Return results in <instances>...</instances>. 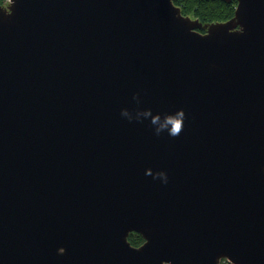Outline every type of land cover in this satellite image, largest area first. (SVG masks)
I'll return each mask as SVG.
<instances>
[{"label":"water","instance_id":"95a60500","mask_svg":"<svg viewBox=\"0 0 264 264\" xmlns=\"http://www.w3.org/2000/svg\"><path fill=\"white\" fill-rule=\"evenodd\" d=\"M223 258L264 264V0L0 4V264Z\"/></svg>","mask_w":264,"mask_h":264},{"label":"trees","instance_id":"16d2710c","mask_svg":"<svg viewBox=\"0 0 264 264\" xmlns=\"http://www.w3.org/2000/svg\"><path fill=\"white\" fill-rule=\"evenodd\" d=\"M184 14L199 17L204 21L227 20L235 13L236 1L226 0H174ZM129 240L134 245L144 242V237L138 232H131ZM229 264H232L229 262Z\"/></svg>","mask_w":264,"mask_h":264},{"label":"clouds","instance_id":"9594fccd","mask_svg":"<svg viewBox=\"0 0 264 264\" xmlns=\"http://www.w3.org/2000/svg\"><path fill=\"white\" fill-rule=\"evenodd\" d=\"M122 115H127L126 111H122ZM145 117H151V123L157 126V134L161 131L167 130L170 136H178L183 129V122L185 119V112L183 109L178 110L175 114L168 115L164 117L163 121L160 120V117L153 116L150 111L144 112ZM146 175L153 176V178H161L164 183H167L168 177L165 172H156L153 173L151 170H146Z\"/></svg>","mask_w":264,"mask_h":264},{"label":"flooded vegetation","instance_id":"af4514ba","mask_svg":"<svg viewBox=\"0 0 264 264\" xmlns=\"http://www.w3.org/2000/svg\"><path fill=\"white\" fill-rule=\"evenodd\" d=\"M232 1V0H231ZM236 1V5H235V10H236V6L238 5V0H235ZM185 15H190V14H185ZM234 15V14H233ZM192 18H198V20H200V18L199 17H195V16H193V15H190ZM232 17V16H231ZM230 17V18H231ZM229 19V18H228ZM200 21H202L203 23H209V22H214V21H204V20H200ZM217 21H220V20H217ZM222 21H225V20H222ZM199 31H202V32H205L206 31V28H197Z\"/></svg>","mask_w":264,"mask_h":264},{"label":"built area","instance_id":"2783aa9c","mask_svg":"<svg viewBox=\"0 0 264 264\" xmlns=\"http://www.w3.org/2000/svg\"><path fill=\"white\" fill-rule=\"evenodd\" d=\"M0 1H2L4 4H8V3H10V2H12V0H0ZM222 261H221V263L222 264H229V260H227L226 258H223V259H221Z\"/></svg>","mask_w":264,"mask_h":264},{"label":"rangeland","instance_id":"374dc122","mask_svg":"<svg viewBox=\"0 0 264 264\" xmlns=\"http://www.w3.org/2000/svg\"><path fill=\"white\" fill-rule=\"evenodd\" d=\"M11 3V2H10ZM8 3V4H10ZM0 4L7 6L8 4H4L2 1H0ZM134 232V231H133ZM145 240V239H144ZM231 263V262H230ZM233 264V263H232Z\"/></svg>","mask_w":264,"mask_h":264}]
</instances>
